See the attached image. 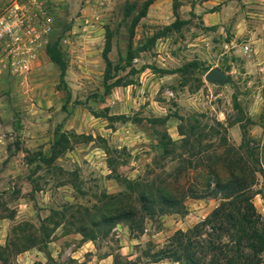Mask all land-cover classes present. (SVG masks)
<instances>
[{
  "label": "rangeland",
  "instance_id": "374dc122",
  "mask_svg": "<svg viewBox=\"0 0 264 264\" xmlns=\"http://www.w3.org/2000/svg\"><path fill=\"white\" fill-rule=\"evenodd\" d=\"M13 1L39 36L27 52L0 43V215L8 216L0 263L35 246L58 250L59 260L43 264H72L75 228L102 194L119 192V202L141 213L123 178L179 191L224 174L220 158L232 153L258 166L251 153L264 143V0H152L130 39V14L142 0H0V15ZM52 43L63 81L46 53ZM212 66L229 79L207 81ZM60 131L65 138L50 157ZM251 199L264 216L260 194ZM218 200L186 196L183 210L155 209L141 227L118 221L105 235L101 228L96 252L109 253L110 264H181L154 253ZM83 206L90 209L75 212Z\"/></svg>",
  "mask_w": 264,
  "mask_h": 264
},
{
  "label": "trees",
  "instance_id": "16d2710c",
  "mask_svg": "<svg viewBox=\"0 0 264 264\" xmlns=\"http://www.w3.org/2000/svg\"><path fill=\"white\" fill-rule=\"evenodd\" d=\"M151 1L142 0L132 13L129 7L126 8V13H131L128 39L132 36L135 23L145 14ZM110 45L109 33L106 30L101 49L106 73L112 67L107 56ZM46 53L49 59L56 63L59 69V80L63 81L65 65L58 54L56 44H48ZM105 85L108 84L105 83ZM153 119L162 120L163 118ZM64 138V133L58 132L51 144L50 157L57 153L55 146ZM37 153L41 161L46 159L47 156H44L41 151ZM258 154L254 156L253 152L251 153V161L256 162L258 166H251L239 152L232 153L229 157H221L222 164L227 167L224 174L216 170L212 171L209 179L204 180L200 186L193 184L179 191L158 187L149 188L142 181L123 178L128 191L135 193L141 213L134 206L119 202V192L102 194L104 198L102 196L98 204L92 205L94 211L91 214L87 212L90 208L86 206L75 209L78 213L81 210L88 213L87 221L79 224L75 231L80 233L83 239H94L97 230L102 228L100 235H105L118 221L126 222L129 228L133 225L141 227L142 217L147 214L152 215L155 209L179 211L184 209L182 203L184 197L198 198L211 195L219 198L217 204L190 227L183 230L176 229L170 234L163 247L154 253L155 259L165 257L180 261L181 264H260L264 255V216L255 209L251 198L255 192H258L264 202V143ZM256 169L261 177V186L254 192L252 185L256 178ZM113 199L120 204L115 205ZM111 205L115 207L111 209ZM87 226L89 229H86ZM7 247L8 243L5 242L3 246H0V250L3 251ZM27 247L17 248L16 251Z\"/></svg>",
  "mask_w": 264,
  "mask_h": 264
},
{
  "label": "crops",
  "instance_id": "0c3cea01",
  "mask_svg": "<svg viewBox=\"0 0 264 264\" xmlns=\"http://www.w3.org/2000/svg\"><path fill=\"white\" fill-rule=\"evenodd\" d=\"M7 218L8 216L4 214L0 215V231L4 232L0 234V245L4 244L7 237L4 230L5 228L1 227V224L4 223ZM74 237H77L78 241L68 250L69 257L73 260L72 264H110V254L106 252L98 254L93 239H83L79 233H75ZM58 255V250H49V252L46 253L38 249V247L32 246L16 252L14 258L6 259L4 263L0 264H43L48 256H51L55 260H59L60 255L59 257Z\"/></svg>",
  "mask_w": 264,
  "mask_h": 264
},
{
  "label": "built area",
  "instance_id": "2783aa9c",
  "mask_svg": "<svg viewBox=\"0 0 264 264\" xmlns=\"http://www.w3.org/2000/svg\"><path fill=\"white\" fill-rule=\"evenodd\" d=\"M32 24L22 6L16 1L11 2L0 15V43L14 44L9 48L11 52H17L19 47L27 52L39 36Z\"/></svg>",
  "mask_w": 264,
  "mask_h": 264
},
{
  "label": "water",
  "instance_id": "95a60500",
  "mask_svg": "<svg viewBox=\"0 0 264 264\" xmlns=\"http://www.w3.org/2000/svg\"><path fill=\"white\" fill-rule=\"evenodd\" d=\"M204 78L211 83L223 82L229 79V77L226 74H224V72L221 69L214 66L209 67L205 71Z\"/></svg>",
  "mask_w": 264,
  "mask_h": 264
}]
</instances>
